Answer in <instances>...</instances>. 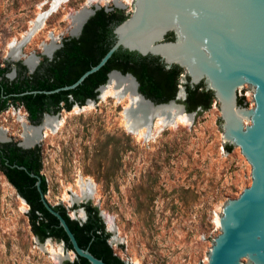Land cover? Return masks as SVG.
<instances>
[{"label": "rangeland", "instance_id": "obj_1", "mask_svg": "<svg viewBox=\"0 0 264 264\" xmlns=\"http://www.w3.org/2000/svg\"><path fill=\"white\" fill-rule=\"evenodd\" d=\"M51 1L0 0V67H8V80L18 75L16 61L8 56L10 44L28 31L31 20ZM101 7L119 8L125 15L132 11L131 1L66 0L45 17L22 52L38 56L37 68L48 59L43 43L52 46L73 37L77 22L72 15ZM186 82L188 76L182 71L177 103L182 104ZM99 93L88 108L73 111L88 102L72 104L70 110L61 108V126L39 141V173L45 180L46 199L62 205L70 218L79 221L86 218L82 204L97 207L107 242L124 264H207L213 238L220 232L216 217L226 200L237 197L251 182V166L238 146L231 145L229 152L224 149L217 100L205 110H186L188 123L165 125L144 140L125 128L121 104L112 96L100 100ZM238 97L247 107L254 105L250 86ZM20 115L34 125L43 119L42 114L31 122L20 104L10 103L0 111L5 137L21 140ZM154 132L152 126L150 133ZM84 180L93 197L75 201L73 196ZM28 211V203L0 170V264L72 261L76 256L62 241H40L34 235Z\"/></svg>", "mask_w": 264, "mask_h": 264}, {"label": "water", "instance_id": "obj_2", "mask_svg": "<svg viewBox=\"0 0 264 264\" xmlns=\"http://www.w3.org/2000/svg\"><path fill=\"white\" fill-rule=\"evenodd\" d=\"M93 13L94 10L89 9L77 33L72 36L81 32ZM36 27L38 25L12 42L8 51L9 58L20 62L29 73L35 68L30 70L21 59L24 55L22 47ZM168 33L173 34L172 39L166 37ZM112 35V44L100 60L73 83L52 90L22 93H51L75 88L102 67L118 49L158 57L167 67L176 65L182 68L190 87L204 83L218 102L223 144L238 146L251 166L250 185L237 197L227 199L221 208L218 216L220 232L213 238L207 264H245L243 260L264 264V0H132L131 13L112 26ZM61 45L59 43L58 47ZM110 72L130 75L135 92L149 106L173 103L180 112H186L184 105L175 101L179 98L178 90L174 99L154 102L139 92V82L132 73L112 69L107 76ZM249 86L254 102L252 107L238 102V93ZM45 114L49 113L44 112L43 116ZM54 115L58 116L59 112ZM9 140L7 137L0 142ZM35 144L38 142L25 147ZM15 166L25 169L22 165ZM28 174L35 177L39 199L58 220L74 255L85 258L86 264H108L78 244L65 218L46 199L40 186V175L31 171Z\"/></svg>", "mask_w": 264, "mask_h": 264}, {"label": "trees", "instance_id": "obj_3", "mask_svg": "<svg viewBox=\"0 0 264 264\" xmlns=\"http://www.w3.org/2000/svg\"><path fill=\"white\" fill-rule=\"evenodd\" d=\"M127 16L119 8L113 10L98 8L85 22L81 34L78 37L64 38L53 59H45L33 73H27L25 66L16 62L18 75L15 79L8 80L5 76L8 67H0V111L7 108L10 103L20 104L27 111L29 120L35 122L44 112H58L61 108L70 110L72 104L82 105L86 99L94 98L97 88L106 82L107 73L112 69L120 70L122 73H132L139 82V92L154 102L174 99L182 68L176 65L167 67L158 57L142 56L124 49L115 51L102 67L85 77L75 88L51 93H22L52 90L73 83L84 71L100 60L112 44V26ZM166 37L172 39L173 34L168 33ZM184 91L185 97L182 103L187 111L208 109L214 99L213 93L206 89L202 82L194 87H190L186 82ZM238 102L245 103L244 98L238 97ZM223 146L228 152L232 149L227 143ZM16 156L14 149L1 152L0 170L28 203L27 216L32 232L40 241L54 238L62 241L64 246L71 250L68 237L58 225V220L39 199L34 185L35 177L28 174V171H31L40 175V161L34 166L31 159ZM6 159L8 164L5 163ZM15 164L22 165L25 169L18 168ZM40 178V186L45 193L43 175H40ZM81 206L86 212L83 221L70 218L62 205L54 207L65 218L80 246L87 247L92 254L108 264H124L113 253L107 242L108 233L104 230V223L97 207L90 203ZM86 262L85 258L76 256L72 261H65V264H86Z\"/></svg>", "mask_w": 264, "mask_h": 264}, {"label": "bare ground", "instance_id": "obj_4", "mask_svg": "<svg viewBox=\"0 0 264 264\" xmlns=\"http://www.w3.org/2000/svg\"><path fill=\"white\" fill-rule=\"evenodd\" d=\"M123 1H125L126 3H130L131 1L132 3V0ZM64 2H66V0H52L48 9L41 11L40 13H38L35 19L31 20V26L29 27V29H31L34 25H38L35 31L40 29L44 23L45 17ZM88 11L89 9H83L81 11H78L75 15H72L74 22H77L76 27L71 31L72 33H74V35L77 33L79 26ZM52 41H55L54 38H52ZM42 46L43 54L52 58L56 49L58 48V43L52 46L43 43ZM21 59H24L30 70L36 68L38 64V56H32V54L31 57L27 54H24L21 56ZM108 96H112L115 103L121 104L122 114L124 115L123 118L125 119V128L130 132L135 133L138 137L143 138L144 140L152 138L165 125H175L180 122H189V116L180 112L178 107L173 103L157 107L149 106V103L147 101H144L135 92V83L130 75H121L117 72H110L107 76L106 82L100 88L98 97L100 100H104ZM90 101L91 100L87 101L88 104L83 106L82 108L74 106L73 111L76 112L80 109L90 107L92 105ZM172 109H175V111H172ZM155 116L157 117V119L153 123V119ZM151 117H153V119L150 122L149 119ZM17 118L20 125L22 126L20 135L22 143L24 145H30L34 142L39 143L42 138L46 137L49 133L54 132L62 124V119L51 114H45L42 121L37 125L30 124L24 115H20ZM152 126H154L155 129V132L153 134L150 133V128ZM0 139H5V130H3L2 128H0ZM92 197V189H90L89 184L84 180V182H81L79 191L74 194L73 199L75 201H80L84 199L88 200ZM218 216L215 220L217 225ZM244 261L245 260H243V262Z\"/></svg>", "mask_w": 264, "mask_h": 264}, {"label": "flooded vegetation", "instance_id": "obj_5", "mask_svg": "<svg viewBox=\"0 0 264 264\" xmlns=\"http://www.w3.org/2000/svg\"><path fill=\"white\" fill-rule=\"evenodd\" d=\"M96 10V9H95ZM94 10V12H95ZM82 31V30H81ZM81 34V32L77 36L73 37H78ZM61 47V46H60ZM59 47V48H60ZM56 52V51H55ZM54 57V56H53ZM51 59L48 60H52ZM35 71V70H34ZM183 104V103H182ZM184 105V104H183ZM22 106V105H21ZM23 107V106H22ZM24 108V107H23ZM184 108L186 110V107L184 105ZM25 109V108H24ZM26 111V110H25ZM27 112V111H26ZM7 138V136L5 137ZM10 140L6 142H0V153L1 152H8L10 149H14L15 152L17 153V158H28L31 159L32 162L34 163V166L37 165L38 161H40V149H39V143L32 145L30 147H25V145L22 143V140H15L12 137H9ZM5 163L8 164L7 159L5 160Z\"/></svg>", "mask_w": 264, "mask_h": 264}]
</instances>
